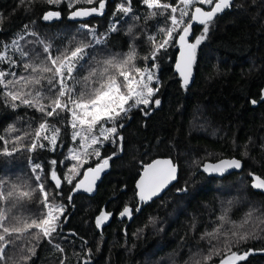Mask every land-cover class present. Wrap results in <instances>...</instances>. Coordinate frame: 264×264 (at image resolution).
Instances as JSON below:
<instances>
[{"label":"trees","instance_id":"16d2710c","mask_svg":"<svg viewBox=\"0 0 264 264\" xmlns=\"http://www.w3.org/2000/svg\"><path fill=\"white\" fill-rule=\"evenodd\" d=\"M98 3L99 0L91 4L74 0V6L69 7L68 0L52 4L47 0H0V42L9 46L14 38L23 37L19 39V47L29 52L28 57H22L16 48L12 53L7 52L8 61L16 63L3 61L4 68L0 71L9 73L5 80L20 76L41 78L39 85L17 84L8 88L0 85V137H3L0 180L9 182L0 191L6 194L12 184L20 185L17 192L31 191V197L19 200L9 213L21 222L8 226L22 227L24 222L44 217L47 209L41 203L40 183L49 194L50 204L64 206L53 236L35 239L39 230H29L15 245L6 248L9 257L6 264H195L213 247H223V234L213 240L206 233L223 223L221 232L230 234L249 212L252 218L240 230L252 231L259 225L255 227L257 238L233 245L232 251L242 255L251 250L238 264H264V224L260 223L264 220V195L253 190L249 177L250 173H256L264 178V101L260 102L264 86V0H234L217 15L207 38L196 49L190 86H182L174 72L176 43L161 49L155 60L150 58L155 45L149 37L156 44L165 38L160 29L171 26L168 19L171 9H149L143 0H131L132 11L124 14L118 11V5L128 6L127 0H107L102 14L82 22L87 27L67 17L76 7ZM161 3L177 7L179 18V8L183 6L179 0H161ZM194 6H189L186 22ZM49 11L60 12V17L43 20ZM154 11L157 14L152 16ZM113 25L117 30L110 32ZM92 28L98 36L107 34V39L104 44L87 50L83 67L74 73L76 80L87 76L90 67L101 71L102 67L95 62L111 57L123 60L134 48L135 68L143 70L157 65V79L151 87L159 89L154 96L160 104L154 106L151 102L148 107H130L114 121L119 134L94 147L101 148L99 158L85 155L83 160H74L67 157L74 130L71 112L59 111L49 117L38 110L42 104L51 111L59 85L49 90L45 77L50 74L33 73L23 65L45 60L47 54L37 40L50 43L52 55L58 56L66 49L73 50L79 41L88 42V30ZM202 31V25L193 28V43ZM13 72L16 76L11 75ZM67 83L74 88L73 99L78 98L82 83L76 84L74 80ZM7 91H22L24 99H35L38 103L29 107L20 100L13 102L4 95ZM37 92L41 93L40 97L35 96ZM67 99V96L62 98ZM45 121L49 128L44 135L59 129L55 148L41 137L38 143L44 147L29 151L36 130ZM10 126L16 130L9 131ZM17 136L21 137L19 141ZM5 148L13 155H3ZM92 151L93 148L87 152ZM109 156L112 157L110 169L98 184L95 195L78 194L69 200L82 172ZM161 156L171 157L177 163L178 180L160 198L135 213L134 183L142 166ZM231 157L244 162L242 172L221 178L198 172L206 161ZM52 161H56L55 165ZM33 164H40L42 170L33 173ZM74 166L75 172L70 171ZM53 169L62 181L59 188L50 178ZM36 175L41 176L40 181L35 180ZM65 176L72 179L71 184ZM15 200V196L12 201L0 200V209L11 208ZM125 207L133 212L129 223L119 218ZM101 212L111 215L98 227L96 218ZM225 214L229 222L220 221ZM29 248L35 249V255L27 251ZM24 256L31 259L24 261ZM221 258L213 256L207 264H220Z\"/></svg>","mask_w":264,"mask_h":264},{"label":"snow or ice","instance_id":"6c2138e0","mask_svg":"<svg viewBox=\"0 0 264 264\" xmlns=\"http://www.w3.org/2000/svg\"><path fill=\"white\" fill-rule=\"evenodd\" d=\"M23 2V0H22ZM48 3H58L60 0H47ZM69 7L74 6V0H68ZM88 4L93 3V0H86ZM180 4L183 5L179 8V18L176 13L178 11L177 7H174L171 4L161 3V0H143V3L147 5L149 9H171V15L168 19L171 21V26L164 29H160V32L164 35V39L156 44L153 37H149L155 45L151 59H156V54L161 49H166L170 44L179 43L180 56L176 62V68L180 73V76L183 78L184 86H187L189 79L191 77L192 66L195 62L196 49L201 42L207 38L210 25L213 20L217 17L218 14L222 13L225 9H228L231 6V0H179ZM195 4H207L212 6L211 10L205 11L202 7H194V11L191 12L190 18L185 25V17H189V6ZM127 5L120 4L118 5V11L124 14H128L132 11L131 0H127ZM105 8L104 0H99V7H92L86 9H77L71 13V18L76 17H86L92 15L93 13H102ZM157 13L154 11L151 13L152 16H155ZM163 14V13H161ZM60 12L49 11L44 14L42 17L43 20L49 21L54 18H59ZM139 19V18H137ZM199 23L203 26V31L199 37L196 38L195 43L188 42V36L190 34L193 23ZM183 26V27H182ZM84 27H87L86 25ZM177 29H180L177 32ZM117 28L113 25L110 28V32L116 31ZM131 31V29H129ZM88 34L90 39L88 42L79 41L78 46H76L70 52L66 49L64 53H61L58 56H53L51 53L52 45L45 42L44 40H37L36 43L40 44L43 49V53H46L44 61H39L37 63H27L23 67L25 70L31 69L33 73L39 74H50V76L45 77L49 85V90L57 89L56 98L51 102V111H47L45 105H39L38 110L41 113H44L46 116H53L58 114L59 111H69L73 117L72 128L73 131V140L77 137L81 138V144L84 147H91L92 145L102 144L104 141L109 140L112 134L117 132L115 126L110 128H105L102 126L103 121H115L122 114H126L131 106L139 105H148L153 102L152 97L159 90L158 88L151 87L152 81L157 79L154 75L152 69L145 68L139 69L135 68L133 61L135 60V50L134 48L125 56L123 60L117 61L115 57L104 59L103 61L95 62L96 65L102 67L101 71H98L97 67H90L88 75L81 78V80H76L74 73H76L80 68L83 67L82 62L85 57L88 55V49L93 48L97 45H102L107 39V34L103 36H98L95 32V29H89ZM33 36L37 35L32 33ZM178 36V41L175 37ZM19 37L14 39L11 42V46L16 48L19 51L22 57H28L29 52L24 51L19 47ZM71 43V42H70ZM5 51L0 52V62L8 61L7 49L8 45L3 46ZM39 54H37L38 58ZM145 59H148L147 57ZM12 64H15V60L8 61ZM157 65L153 64V68ZM111 70H114L111 71ZM9 75L5 71H0V85L8 88L11 85H22L27 87L30 84L41 83V78L32 77L26 78L24 76L18 77L16 80H5V77ZM12 76H16L13 72ZM74 80L76 84L82 83L81 91L79 96L76 99H73L72 94L74 93V88L68 86L67 81ZM6 97H10L11 101L20 100L22 104L28 105L29 107H34L37 105L38 101L33 99H24V93L22 91H7L4 93ZM36 97H40L41 93L37 92ZM68 97L67 101H63V97ZM132 101V105H129V102ZM155 105H159L160 101L155 100ZM253 104L256 101H252ZM71 105V107H69ZM13 107H18V105L13 104ZM147 114V113H145ZM77 122L80 125V130L76 131ZM100 125L99 136L93 134V130ZM123 125H121L122 127ZM49 125L45 121L39 125V129L36 130L35 140L30 146L29 151H35L37 147H44V144L38 143L41 137L44 140H48L53 146V149L56 146L57 135L59 129H55L52 136L48 137L44 133L48 130ZM9 131H15L14 126H10ZM102 138V139H101ZM3 137H0L2 140ZM21 137L17 136L16 140L19 141ZM123 139L122 137L120 138ZM90 141V143H88ZM115 142V141H113ZM15 151V149L13 150ZM3 155L12 156L13 152L8 151L7 148L3 150ZM85 155H95L100 157V152L98 148H94L91 153L85 152ZM113 156L115 153L112 154ZM73 159L79 160V156H73ZM111 156L103 158L99 163L96 164L94 168L89 167L88 170L84 173V179L76 184L73 191L80 189L87 185L86 190L91 192L95 181L99 179L100 173L103 172L108 166ZM56 161H52V164L55 165ZM241 167V161L237 159L231 160H220L216 164H204L203 168L205 172L209 173H223L228 169H238ZM37 170H42L40 164H33L31 171L36 173ZM75 166L70 171L75 172ZM176 167L172 164L170 160H156L151 164L147 165L144 169V175L141 176L140 181L137 183V188L139 191V197L141 201L150 200L152 197L158 195V193L167 186L172 180L176 178ZM51 179L55 181L56 187L59 188L61 185V180L57 176L55 169L51 172ZM65 179L69 184L72 183V179L65 176ZM36 181L41 180L40 175L35 176ZM9 182L6 180H0V188H3ZM20 185L12 184L11 190L6 194L0 191V200L12 201V198L15 196L16 200L12 202L11 208L0 209V262H5L9 259L6 255V248L10 245H15L16 241L20 240L22 235L29 230L35 228L39 232L35 234V239H40L41 237L51 238L56 232L58 222L60 221L61 215L64 213L63 205L50 204L48 201L49 194L45 191V186L43 183L38 184V189L43 193V200L41 201L42 205L47 209L44 217L37 220H32L30 223L24 222L22 227L8 226L9 224L20 223L19 218L9 215L12 208L17 206V203L21 199H27L31 197V191L17 192V188ZM252 187L259 190H264V179L260 176L254 177V182ZM34 191V190H33ZM71 200V195L69 196ZM132 210L128 207H125L120 213L121 216H130ZM111 213L101 212L96 218V224L99 227ZM252 218V212L246 214L245 220L231 231L230 234L222 233L223 223L219 227L213 230V232L206 233V237H210L213 240L219 239L220 235L225 236L222 248L213 247L207 256L203 257V260H197L195 264H207L213 256H221L220 264H238V262L243 261L250 254L244 252L242 255L236 251H232L233 245H238L247 241L248 239H255L256 231L254 226L252 231H241L240 229L244 228V225L249 222ZM220 221L229 222L227 215L221 216ZM234 224V222H232ZM264 224V220L260 221ZM204 237H202L203 239ZM56 247L59 248V245ZM27 251L31 252L32 255H35V249L29 248ZM24 261L31 259L30 256H24L22 258Z\"/></svg>","mask_w":264,"mask_h":264},{"label":"water","instance_id":"95a60500","mask_svg":"<svg viewBox=\"0 0 264 264\" xmlns=\"http://www.w3.org/2000/svg\"><path fill=\"white\" fill-rule=\"evenodd\" d=\"M233 1H234V0H231V3H233ZM104 3H105V8L103 9L102 13L106 10L107 0H104ZM92 7H96V8H98V7H99V3H98L97 6L76 7V8H74L73 10H71V11L68 13L67 17H68V19H69L71 22L79 23V22H82V21H84V20H86V19H91V18L97 17V16H99L100 14H102V13H93L92 15H89V16H86V17H76V18H71V13L74 12V11H76L77 9H86V8H92ZM194 7H202V6H200V5H196V6H194ZM194 7L192 8V11H194ZM211 7H212V6H210L209 8H204V7H202V8H203V10H205V11H209V10H211ZM225 10H226V9H225ZM225 10H224V11H225ZM192 11H191V12H192ZM197 25H200V24H199V23H195V22L193 23V27L191 28L190 34H189V36H188V42H189V43H193V42L191 41L192 36H193V28H194L195 26H197ZM176 40L178 41V36L176 37ZM176 44H177V54H176V58H175V62H174V72L176 73L177 78L179 79L181 85L184 86L183 78L180 76V73H179V71H178L177 68H176V62H177V60L179 59V56H180L179 43H176ZM193 79H194V70H193V66H192L191 77H190V79H189V83H188L187 86H190V85H191V83L193 82ZM155 100H159V98H156ZM155 100H154V101H155ZM159 101H160V100H159ZM262 101H264V86H263V88H262V90H261V98H260V102H262ZM153 105H154V106H157V105H155L154 102H153ZM119 137H120V136H119ZM231 159H237V160H240V161H241V167L238 168V169H235V168H234V169H228V170H226V171L223 172V173H209V172H205V171H204V168H203V165H204V164H216V163H218L220 160H231ZM156 160H170V161L172 162V164L176 167V174H175V175H176V178H175L174 180H172L170 183H168L167 186H166L165 188H163V189L158 193V195L152 197L150 200H147V201H141V200H140V197H139V191H140V190L137 188V183H138V181H140L141 176L144 175V169H145V167H146L147 165L151 164L153 161H156ZM203 165L200 166V168L198 169V172H203V173H204L206 176H208V177H217V178H221V177H223V176H225V175H229V174H232V173H240V172H242L243 169H244V162H243L241 159L236 158V157H231V158H221V159H218V160H215V161H206V162L203 163ZM95 166H96V164L93 165V166H90V167L94 168ZM110 166H111V160L109 161V166H108L103 172L100 173L99 179H97V180L95 181V184H94V186H93V190H92L91 192H89V191L86 190L87 185H85L84 187H81L80 189H78V190H76V191H73V189L75 188L76 184H78L81 180L84 179V173L88 170L89 167L86 168V169L82 172V174H81V176L78 178V180L75 182V184H74V186H73V188H72V190H71L69 196L71 195V198H72L74 195H78V194H84V195H87V196H93V195H95L96 190H97V187H98V184L101 182L102 178L108 173V171H109V169H110ZM178 175H179V168H178V165H177V163H176L171 157H168V156H166V157H165V156L156 157V158L152 159L151 161L145 163V164L142 166V169H141V171H140V173H139V175H138V177H137V179H136V181H135V183H134V188H135L136 198H137V208H136V212H135V213H138V212L141 210V208H142L143 206H145V205H147V204H150L152 201L156 200L157 198H160V197H161V196H162L167 190H169V188H170L172 185H174V184L177 182V180H178ZM255 176H260V175H259V174H256V173H250V175H249V177H250V179H251V187H252V184H253V182H254V177H255ZM260 177H261L262 179H264L262 176H260ZM252 188H253V187H252ZM253 190L256 191V192H260V193H262V194L264 195V190H259V189H255V188H253ZM122 211H123V210H122ZM122 211H121V212H122ZM121 212H120V213H121ZM120 213H119V218H120L121 220H126L128 223L131 221L132 216H133V212H131V215H130V216H127V215H125V216H121Z\"/></svg>","mask_w":264,"mask_h":264},{"label":"rangeland","instance_id":"374dc122","mask_svg":"<svg viewBox=\"0 0 264 264\" xmlns=\"http://www.w3.org/2000/svg\"><path fill=\"white\" fill-rule=\"evenodd\" d=\"M197 5V4H196ZM206 7H208V6H210V5H207V4H204ZM83 22V21H82ZM82 22H80L81 23V25H84ZM187 22H186V20H185V24H186ZM85 26V25H84ZM100 36H102V35H100ZM14 39H16V38H14ZM13 39V40H14ZM5 44L3 43V42H0V52H4L5 51V49H4V46ZM13 49H15V48H13L12 46H11V44L9 45V47H8V49H7V52H9V53H12V51H13ZM1 68H4V66H3V62H0V69ZM149 69H152V71H153V73H154V75H155V73H156V67L155 68H149ZM155 98H157V96H153L151 99H152V101L155 99ZM132 103L133 102H131V105H132ZM151 103H149L148 105H142V106H144V107H148L149 105H150ZM140 106V105H139ZM131 107H136V106H131ZM73 121V117H72V119H71V122ZM102 126L103 127H105V128H110V127H113V126H115V124H114V121H103L102 122ZM99 128H100V125H98L94 130H93V134H95V135H97V136H99ZM76 131H79L80 130V125H79V123L77 122V128L75 129ZM74 131V130H73ZM119 133L118 132H116L115 134H112L111 135V137H113V136H117ZM52 135V132L50 131L49 133H48V137H50ZM102 139V138H101ZM88 143H90V141H88ZM102 144H104V142L102 143ZM102 144H98L99 146L101 145L102 146ZM95 146H97V145H92L91 147H84L82 144H81V138L80 137H77L75 140H73L72 139V146L70 147V149H69V151H68V153H67V157H69V158H72L73 156H79V159H81V160H83L84 159V156H85V152H87L89 149H91V148H93L94 149V147ZM99 149H101V148H99ZM94 158H95V156H94ZM73 159V158H72ZM74 160H77V159H74ZM58 176V175H57ZM50 178H51V173H50ZM52 180V179H51ZM61 180V179H60ZM53 182H54V184H55V181L54 180H52ZM62 182V181H61ZM56 185V184H55Z\"/></svg>","mask_w":264,"mask_h":264},{"label":"flooded vegetation","instance_id":"af4514ba","mask_svg":"<svg viewBox=\"0 0 264 264\" xmlns=\"http://www.w3.org/2000/svg\"><path fill=\"white\" fill-rule=\"evenodd\" d=\"M155 100V99H154ZM154 100H153V102H154ZM126 221V220H125ZM127 222V221H126Z\"/></svg>","mask_w":264,"mask_h":264}]
</instances>
